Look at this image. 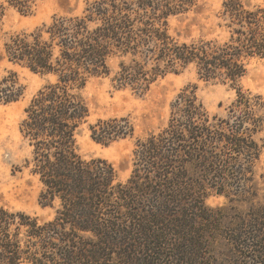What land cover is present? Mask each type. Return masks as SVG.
Segmentation results:
<instances>
[{"label": "trees", "instance_id": "1", "mask_svg": "<svg viewBox=\"0 0 264 264\" xmlns=\"http://www.w3.org/2000/svg\"><path fill=\"white\" fill-rule=\"evenodd\" d=\"M197 1L94 0L81 15L0 36V60L48 78L20 131L30 149L26 167L41 186L39 204L55 211L42 221L0 205V264H208V239L224 236V228L242 262L264 264V207L254 205L264 153L263 95L238 90L222 119L185 90L167 126L138 141L126 183L107 160L79 154L77 138L90 116L85 90L92 79L111 75L112 60L119 61L117 88L139 94L189 68L201 80L237 86L252 60H264V10L245 0H223L217 37H173L169 19ZM37 2L1 1L0 32L7 7L29 15ZM22 96L10 73L0 83V102ZM90 133L109 146L132 138L135 128L128 118H113L90 126ZM211 195L250 204L254 218H214L206 206Z\"/></svg>", "mask_w": 264, "mask_h": 264}, {"label": "rangeland", "instance_id": "2", "mask_svg": "<svg viewBox=\"0 0 264 264\" xmlns=\"http://www.w3.org/2000/svg\"><path fill=\"white\" fill-rule=\"evenodd\" d=\"M93 1L38 0L29 15L7 7L0 36L3 39L17 33H30L44 24H50L56 17L81 15ZM245 2L252 9L264 10V0ZM222 4L223 0H198L188 13L169 19V33L181 42L217 37L220 33L217 27ZM1 47L0 41V50ZM110 69L109 77L92 79L85 90L90 116L81 127L77 141L79 154L85 160L101 158L111 163L120 183H126L133 173L134 152L138 141L147 139L167 126L173 105L185 90L195 91L196 97L209 115L222 119L228 117L230 107L237 100L238 90L264 96V60L261 59L249 63L245 77L237 86L201 80L189 68L177 75L170 74L159 79L143 94L135 93L129 88H117L113 79L119 72L118 60L110 62ZM10 73L16 74L23 96L16 103L5 105L0 102V205L11 211L23 212L47 221L54 217L55 211L42 208L39 204L41 186L38 179L31 174V169L26 167L25 161L30 155V149L22 137L20 126L25 118V110L44 88L48 78L0 60V83ZM113 118L130 119L135 128L134 136L109 146L95 143L91 139L90 126ZM256 182L260 200L254 205L264 207V153L257 167ZM206 206L215 211L212 213L214 218L231 219L233 223L251 220L255 213L248 210L250 204H230L225 197L217 195L209 196ZM222 232L220 234L224 236L226 232L230 235V231L225 228ZM224 236L213 234L208 239L210 242L207 246L206 263L245 264L238 258L237 248ZM228 236L226 238H230Z\"/></svg>", "mask_w": 264, "mask_h": 264}]
</instances>
